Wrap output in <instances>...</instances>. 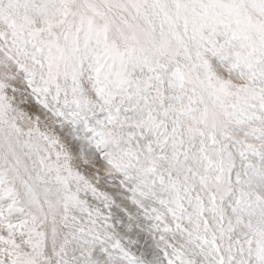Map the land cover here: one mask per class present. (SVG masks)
Returning <instances> with one entry per match:
<instances>
[{
  "label": "snow or ice",
  "instance_id": "obj_1",
  "mask_svg": "<svg viewBox=\"0 0 264 264\" xmlns=\"http://www.w3.org/2000/svg\"><path fill=\"white\" fill-rule=\"evenodd\" d=\"M0 264H264V0H0Z\"/></svg>",
  "mask_w": 264,
  "mask_h": 264
}]
</instances>
